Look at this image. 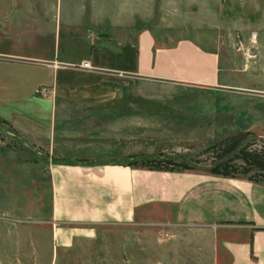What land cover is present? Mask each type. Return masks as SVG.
Returning <instances> with one entry per match:
<instances>
[{"label":"rangeland","instance_id":"obj_1","mask_svg":"<svg viewBox=\"0 0 264 264\" xmlns=\"http://www.w3.org/2000/svg\"><path fill=\"white\" fill-rule=\"evenodd\" d=\"M53 1L58 2L47 0ZM60 1L72 44L84 43V52H95L96 45L135 52L138 34L150 31L157 47L190 42L215 53L219 81L208 87L125 78L110 70L77 71L60 80L55 95L37 97L46 102L29 108L34 120H22L48 142H28L0 120V153L13 151L28 164H7L10 183H0V264H31L28 245L46 244L40 219L50 211L48 183H29V177L40 180L44 174L35 165L45 160L47 144L55 164L75 165L90 161L76 154L84 145L117 138L120 147L132 149L115 157L120 162L149 171L138 163L160 155L192 165L194 171L178 173L202 182L222 179L206 172L216 143L239 135L245 141L264 139V0ZM172 214L157 204L138 208L133 224L97 226L91 238L54 252V264H228L219 230L214 236L166 222ZM39 255L46 261L48 254Z\"/></svg>","mask_w":264,"mask_h":264},{"label":"crops","instance_id":"obj_2","mask_svg":"<svg viewBox=\"0 0 264 264\" xmlns=\"http://www.w3.org/2000/svg\"><path fill=\"white\" fill-rule=\"evenodd\" d=\"M62 6L60 0H0V120L26 141L41 144L49 140L22 122L34 120L28 114L31 106L46 102L37 99L38 92L45 88L55 95L60 80L77 71L101 69L138 80L218 85L219 60L215 53L202 51L190 42L157 47L150 31L138 34L135 52L100 45L93 53L84 52V43L72 44L70 21L64 17ZM69 9L65 4L64 10ZM47 42L50 45L43 47ZM84 63H88V69L82 68ZM108 140L106 144L84 145L76 154L90 161L75 165L55 164L51 159L53 149L47 144L45 160L35 165L37 168L41 164L44 174L40 180L29 177V183H48L50 197V211L40 219L45 225L46 244L28 245L34 254L31 264H54V252L68 250L79 239L91 238L97 226L133 224L138 208L156 204L172 209L171 217L165 219L168 223L196 227L214 236L219 230L228 264H264L263 182H201L178 172L136 170L133 162L115 159L131 154L132 149L120 147L117 138ZM11 152L0 153V183H10L7 164L28 167ZM7 153L11 159L5 157ZM42 252L48 254L46 261L39 255ZM17 263L21 260L14 261Z\"/></svg>","mask_w":264,"mask_h":264},{"label":"trees","instance_id":"obj_3","mask_svg":"<svg viewBox=\"0 0 264 264\" xmlns=\"http://www.w3.org/2000/svg\"><path fill=\"white\" fill-rule=\"evenodd\" d=\"M138 165L149 171H194V167L184 161L177 162L160 155L145 158ZM206 172L222 179L252 174L248 181L264 183V139L245 141L243 135H239L216 143L211 148L210 165Z\"/></svg>","mask_w":264,"mask_h":264},{"label":"built area","instance_id":"obj_4","mask_svg":"<svg viewBox=\"0 0 264 264\" xmlns=\"http://www.w3.org/2000/svg\"><path fill=\"white\" fill-rule=\"evenodd\" d=\"M82 68H83V69H88V68H89L88 63H84V64L82 65ZM47 94H49V91H48L47 89H45V88H42V89L38 92V96H42V97L47 96Z\"/></svg>","mask_w":264,"mask_h":264}]
</instances>
